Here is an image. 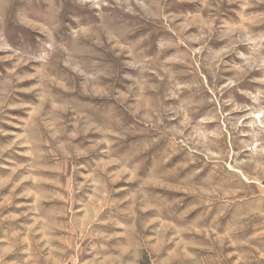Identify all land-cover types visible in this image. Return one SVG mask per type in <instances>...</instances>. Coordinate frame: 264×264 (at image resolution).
<instances>
[{
	"label": "rangeland",
	"instance_id": "rangeland-1",
	"mask_svg": "<svg viewBox=\"0 0 264 264\" xmlns=\"http://www.w3.org/2000/svg\"><path fill=\"white\" fill-rule=\"evenodd\" d=\"M0 264H264V0H0Z\"/></svg>",
	"mask_w": 264,
	"mask_h": 264
}]
</instances>
